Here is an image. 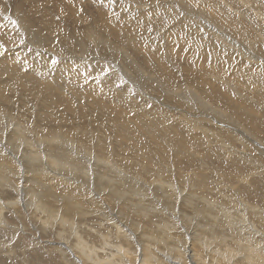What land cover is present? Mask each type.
<instances>
[{
  "label": "rangeland",
  "instance_id": "obj_1",
  "mask_svg": "<svg viewBox=\"0 0 264 264\" xmlns=\"http://www.w3.org/2000/svg\"><path fill=\"white\" fill-rule=\"evenodd\" d=\"M132 1L135 3H132ZM42 2H45V0L40 2L37 0L36 6ZM102 2V0H97V2L91 4L84 1L82 2L84 4L74 5L72 3V5L63 6L65 11L71 8V12L78 7L83 9L92 7L93 10L88 13L89 17L85 16L83 18L85 26L83 24L77 30V26L71 28V26L60 22L59 26H61L58 29L59 32L62 31L60 32V38L56 37L52 40L53 35L46 31V37H44L48 38L51 44L53 41L55 43H53L52 48L55 47L54 50L51 51L49 47L47 50L50 52L60 50L57 51L56 56L61 57L62 54L61 58L68 57V55L77 56L79 58H69H72L71 60L75 63L89 62L93 66L95 71L91 70L89 72L94 74L95 77L89 83L83 81L85 73L78 75L80 79L74 76V82L76 80L78 85L93 84L96 91L104 93V97L110 93L109 96L113 97L114 100H119V102L128 101L125 106L126 109H129L130 114L133 100L141 110L140 114H149L145 118H155L153 125H151V121L147 122L152 130L145 124L144 127H141L145 128V130L141 129L143 136L153 137V132H157L158 135H165V138H159V140L166 146L170 143L171 136H177L186 143L188 149L182 150L180 148L181 152L179 153H176L175 150H168L161 155L159 154L160 151H157L149 140L142 139L141 141H143L145 147H140V151H143L146 155L141 158L142 161L139 158V162L140 164H149L148 167L126 166V159L120 157L114 160V165L106 163L105 170H102L96 162L97 166L92 164L95 167L93 170L86 167L88 162L85 156L95 154L105 162H108V158L101 155V151L92 148L94 144L90 139L96 138L94 135L96 132H87L85 135L90 138L84 140L80 138L83 136L79 133L85 128L76 125L73 127L78 132L74 131L78 136L75 143L77 147L87 148V151L78 154L74 162L70 160L65 163L62 158L54 156L57 154L45 151L37 152L41 157H33L32 161L27 159L16 161V159L9 156V158L0 160V264H78L73 260L69 247L79 237L85 243L88 242L86 244L93 243L97 247L100 246L101 250L103 244H107V250L109 249L110 252L108 250L107 253L109 254L105 259L110 264H132L134 262L140 264L142 248L149 244L148 239L151 237V235H148L149 233H152L154 237L156 236V243L153 245L150 242L149 247L146 248V254L149 253L150 255L154 249L160 248L161 244L162 249L169 248V246L163 247L165 242L160 236L161 232L154 229L157 228L155 222H158V227H160L168 221L167 224L171 225L168 226L171 228L170 234L182 236L183 240L186 239L187 233L195 230L196 226L198 229L201 228L198 232L194 231L195 238L193 240L194 247L196 246L199 251L196 258L200 261V264H232L230 259L228 260L226 257L225 260L224 255H221L227 247L225 242L229 240L232 241V244L229 241L230 246L226 249L229 253H231V246L237 249L239 246H243L245 248L242 247L241 249L246 250L245 255L242 257L237 256L234 262L237 264H264V0H138L139 3L137 0H104ZM135 4L139 10L134 6ZM48 5L47 7H54L51 3ZM142 5L143 8L140 10ZM142 12L149 13L142 15ZM140 13L143 16L142 19ZM92 16H95L94 20H91L90 17ZM144 16L147 17L144 18ZM47 18V16H44L43 20H48ZM101 18L104 20H101ZM8 19L10 22L7 21ZM16 20V18L7 16L6 23L0 22V31L12 34V37H15L14 40L30 41L31 37L22 31V27ZM54 21H57V18H54ZM65 21L70 23L68 19H65ZM132 23L133 25H131ZM5 24L6 27H4ZM108 26L113 27V32L110 31ZM75 30L77 34H74L75 39H72L73 42L66 43L68 34L70 36V32H75ZM94 32L97 36L92 37ZM115 32H119L118 34L121 35L118 36L122 37L115 38ZM1 35L0 33V41L3 40ZM123 36L124 38L127 37L128 41L131 40L130 42L133 44H127L125 39H122ZM99 38L105 39L106 42H100ZM76 39L80 41L83 49ZM121 40L125 41L126 44ZM75 42H77V45ZM142 45L143 47H141ZM132 47L133 49H131ZM147 48L149 49L147 50ZM145 50H147V53ZM123 52L128 54L123 55ZM82 53L84 56H82ZM151 54H154L159 61L162 60L169 67L173 79L167 84L163 78L154 76L151 68L141 65L140 58L150 57ZM130 55V58L126 57ZM54 58L56 61L58 60L57 57ZM136 58H138V61ZM186 58L189 59L186 60ZM128 59H132L134 63ZM114 60L117 61L116 65ZM35 62L39 69H42V67L46 69L40 60ZM183 63H189L187 65L192 69L196 68L195 70H198L200 74L196 71L189 74L184 70L185 64ZM132 64L139 67L136 66L137 68H134L133 71ZM181 64H183V67ZM124 66H127V68L125 69ZM128 66L129 68L131 66L132 69H129ZM53 67L50 65V69ZM140 70L147 76L152 77V79H149L145 76L148 81H144L143 86L138 82L140 75L137 73ZM127 72H130V79L132 78L130 82L125 76ZM192 72L190 71V73ZM98 78L101 79L98 80ZM145 83L146 86H144ZM135 84H139L138 87L143 88L146 92L136 89ZM94 97L93 95L84 97L88 98L86 103L96 105L91 109L94 118L100 113L101 108L112 109L107 105H111L110 101H105L102 105L103 103H98L97 98ZM116 105L118 109L120 105ZM117 109L113 111L115 112ZM109 111L111 112V110ZM239 115L243 117L240 118ZM88 125L95 127L93 123ZM21 127L25 131L24 133ZM46 138L47 135L45 136L42 133L41 128L31 123L30 117H25L22 120L0 119V139L5 146L18 148L24 142H34L42 148H49V146L44 145ZM72 140L74 141V139ZM132 159L134 161L138 160L137 158ZM49 161H55V165H58L59 174L56 177H63L70 181L67 184L68 187L71 186L70 190L65 189L67 195L72 196L76 201L87 202L88 205L92 204L89 201L105 203L110 201L108 204L113 202L116 204L117 202L119 204L114 208L128 214L126 217L121 215V219L124 221H129L130 218L135 219L138 229L132 228L133 233L126 230L128 234V237H126L117 230L114 224L106 222V218L93 214L80 221L75 218L77 221H75V224L73 219L67 222L63 221V226H61L57 223L56 216H52V219L46 221L42 215L40 216V213L34 211L35 209L32 206L27 208L28 201L31 204L39 200L40 191H42L41 185H49L48 179H59L44 175ZM72 162L74 166L71 164ZM75 164L80 165L77 167ZM30 166H34L35 174L30 171ZM115 166H118L123 173L127 174L128 179L131 176L135 177L132 182L133 185H137L136 180L141 181L138 176L145 178L144 183L141 182L144 186L142 187L143 191L136 190V193H132L128 189L125 198L118 196L117 194L122 190H115L113 184L114 180L119 177ZM143 168L150 170V173L145 174ZM95 170L99 172L96 173ZM120 176L125 177L124 174ZM112 184L113 186H110ZM154 184H157L156 187ZM102 186L104 189L109 186L117 196L114 198L108 197V190H105L106 194H102ZM72 188L79 191L80 195L75 193ZM60 192H62L60 189L54 190L52 196L40 201H62L59 197ZM32 193H35L36 196L32 197ZM137 194L142 195V197L138 199ZM123 201L126 204L133 202L131 203L133 206L128 208V206H124ZM180 201H185L186 204ZM187 202L198 203L200 210L194 211ZM105 211V213L108 212ZM136 212L140 214H136ZM153 212L155 215L152 216ZM193 212H195L194 216L196 218H194ZM110 215H108V219L115 220V217ZM220 216L224 218H218ZM233 216L236 219H243L244 224L242 227L233 224L234 227H230V229H235L228 232V217L230 219ZM182 219L187 220L186 223L181 221ZM188 223L191 225L190 229H186L184 226ZM218 224H220V227ZM221 227H223V230H221ZM63 229L66 230L62 232V236L67 240H65L66 243L62 244V240L56 236V232L63 231ZM116 233L119 236L122 235L120 239ZM244 237H248L256 244H248V240ZM58 241L61 242L60 246ZM119 242L121 243L119 244ZM115 243H118L120 249ZM64 244L69 246L66 247ZM141 249L142 251H140ZM246 252L252 257L249 258L250 261L247 260ZM149 255H146L148 263H156L157 260L152 259ZM108 256L112 257L111 261ZM259 256L262 262H257Z\"/></svg>",
  "mask_w": 264,
  "mask_h": 264
},
{
  "label": "bare ground",
  "instance_id": "obj_2",
  "mask_svg": "<svg viewBox=\"0 0 264 264\" xmlns=\"http://www.w3.org/2000/svg\"><path fill=\"white\" fill-rule=\"evenodd\" d=\"M36 1L37 0H0V13L2 15V17L0 15V18H1L0 22L6 23L7 21H9V19L6 21V17L7 16H9V18H14V19L16 18L17 19L16 21L19 22L20 26L23 29L22 31L26 35L31 37L30 41L29 40L18 41V39L14 40L15 37H12V34L10 35V34L6 33L5 31L4 32L0 31V33L2 34L1 36L3 37V40L1 39L3 42L0 41V119H3V120H11V119L22 120V119H25V117H30L31 123L33 125H37L38 127H40L42 133L45 136L47 135V138L44 140V145L45 146L46 145L49 146L50 149L49 148H42V147L39 146L38 143H34V142H29V143L24 142L18 148H13L11 146H5L3 141L0 139V160H2L4 158L11 157L12 159H16V161L26 160V159L32 161L33 157H41V155L37 154V152H44L45 151V152H51V153L57 154V155H54V156H58V157L62 158L65 161V163L70 161V160L74 162V160H76L75 157H77L78 154H80V153H82L84 151H87V148L82 149L81 147H77V145L75 143V140H77L78 136L74 133L75 129L73 127L76 126V125H79L82 128H85V130H83L81 133H79V134H81V136H83V137H80V138H82L84 140H86V138L87 139L90 138V137H87L85 135V134H87V132L88 133L89 132L93 133V131L96 132V134H94L96 136V138H91L90 139L92 144H94V147H92V148L101 151V155H105L108 158V162H105L104 160L99 159L95 154H91L88 157L85 156L86 161L88 162V165L86 167H88L90 169H93V170L95 169V167L93 165L97 166L96 162L99 165V167H101L102 170H105L106 163H111V165H114V160L116 158H120V157H124L126 159V166H128V165L129 166L130 165H139V166H143V167H148L149 164H147V165L146 164H140V162H139V158L140 159L144 158L145 155H146V153H144L143 151H140V147L141 148L145 147L143 145V141H141L142 139L143 140H145V139L149 140L152 143V145L154 146V148H156L157 151H160L159 154H161V155H163L164 151H168V150H172V151L175 150L176 153L177 152L179 153V152H181L180 148L182 150L188 149V146L186 145V143H184L177 136H171L170 137V143L167 146L164 145V143L161 140H159V138H165L166 137L165 135H158L157 132H153V134H152L153 137H151V136H143L142 130L143 129L145 130V128H141V127H144V124H145V125H147L149 127L150 130H152V128L148 125L147 122L151 121L152 122L151 125H153V121H154L155 118H152V117L151 118L150 117H146L145 118V116H148L149 114H146V113L140 114L141 110L137 107V103L134 102L133 100H132V104H131V110H130L131 114H130L129 113V109H126V106H125V104H127L128 101L119 102V100H114L113 97L109 96L110 93H109L108 96L104 97L103 96L104 93L102 91H100V92L96 91L94 89L95 85H93V84L84 85V86L78 85V83H76V80L74 82V76L78 77L79 74H81V73L84 74L85 73V76L83 77V81L89 83V81L92 80L93 77H95L94 74H91V72H89V71L94 69L93 66H91V64H89V62L88 63H86V62L75 63L74 61L71 60L72 58H79L77 56L74 57V56H69L67 54L68 57L61 58L63 56V54H62V56L60 55L61 57L55 55L58 50L57 51L55 50L56 52L55 51L54 52H50V51L47 50V48L49 47V49L51 48V51H52V50L55 49V47H54V49H52L54 41L51 44V41L48 38H45L46 37V35H45L46 31H48L49 33H51L53 35V39L52 40H54V38L56 39V37H59L60 34H61L60 32H62V31L59 32V30H58L59 27L61 26V25L59 26L60 22H63L67 26H71V28H72V26L73 27L77 26L76 27V30H77V28H80L83 24H84L83 26H85V23L83 22V18L85 16L89 17L88 13L91 10H93L92 7L91 8L88 7V8H85V9H83L82 7L81 8L78 7L73 12H71L72 11L71 8H69L68 11H65L63 9V6H65L67 4H71L72 5V3L74 5H76V4H78V3L80 4V3L84 2V1H86V2L88 1L91 4H94L95 2H97V0H45V2H42L40 5H37V6H36ZM40 1L41 0H39V2ZM102 1L104 2V0H102ZM133 2L134 1H132V3ZM137 2H138V0H137ZM49 3H51L54 7H47V5ZM82 4H84V3H82ZM104 4H107V3H104ZM136 4L134 5L135 7H136ZM88 5H90V4L88 3ZM123 5H124V3H123ZM143 5H142V7H140V10H141V8H143ZM146 5H148V4H146ZM93 6H95V5H93ZM140 6H141V4H140ZM96 8H97V5H96ZM126 8H128V7H126ZM136 8L139 10L138 7H136ZM142 13H140V15L141 14L142 15H144V14L147 15L149 12L147 14L145 12H142ZM106 14H108V13H106ZM207 14H209V13H207ZM98 15H99V13H98ZM130 15H131V13H130ZM137 15H138V13H137ZM142 15H141V19L143 17ZM149 15H151V14H149ZM44 16H47L48 20L44 19L45 20L44 21L43 20ZM78 17H82V18H78ZM94 17L93 16L90 17L91 20ZM145 17H147V16H144V18ZM54 18H57V21H54ZM104 18H105V16H104ZM148 18H146V19H148ZM65 19L70 20V23H67L65 21ZM98 19H100V18H98ZM102 19L103 18H101V20ZM10 20L12 21V19H10ZM43 21H44V24H43ZM97 22H98V20H97ZM125 22H127V21H125ZM3 23H1V24L3 25ZM95 23H96V21H95ZM133 23H135V22L133 21ZM133 23L131 25H133ZM87 26H88V24H87ZM96 26H97V24H96ZM4 27H6V24H5ZM12 27H13V25H12ZM89 27H90V25H89ZM108 28L110 29L111 32H113V27L108 26ZM8 30H9V28H8ZM76 30H75V32L71 31L70 32V36L68 34L66 43H72L73 42L72 39H75L74 34L75 33L77 34ZM91 30H93V29L91 28ZM89 31H90V29H89ZM24 33H23V35H25ZM118 33L119 32H117V33L115 32L114 33V36H116L115 38H117V37H119L121 35V34L119 35ZM63 34H64V32H63ZM95 35H96V32L93 33L92 37H94ZM98 35H100V34H98ZM21 36L19 37L20 39H21ZM121 37H119V38H121ZM126 38H124V36H123L122 39H125L127 44H130V45L133 44L132 42H130L131 40L128 41ZM46 39H48V40H46ZM165 39H166V37H165ZM76 40L78 41V44L83 49V46L81 45L80 41L78 39H76ZM99 40H100V42H106V41H104L105 39L103 40L102 38H99ZM48 41H49V43H48ZM58 41H59V39H58ZM121 41H123V40H121ZM125 41H123L124 44H126ZM111 42H112V40H111ZM140 43H141V41H140ZM75 44L77 45V42H75ZM43 45H46V46L44 47ZM110 47H111V45H110ZM141 47H143V45ZM84 48H85V46H84ZM108 49H110V48H108ZM112 49H113V47H112ZM112 49H111V51H112ZM114 49H115V47H114ZM131 49H133V47ZM148 49L149 48H147V50ZM23 50H28V51H23ZM66 50H68V49H66ZM69 50H70V48H69ZM147 50H145L146 53H147ZM121 51H122V49H121ZM124 52H123V55H127L128 54V53L124 54ZM108 53H111V52H108ZM119 55H120V53H119ZM82 56H84L83 53H82ZM54 57H57L58 60L56 61V59ZM69 57H72V58L70 59ZM107 57H108V55H107ZM126 57L130 58L131 55L130 56H126ZM171 57H173V56H171ZM69 59H70V61H69ZM136 59L138 61V58H136ZM140 59L142 61V64L141 63H139V64H141L142 66H146V67L151 68L153 70L154 76H158V77L163 78L165 80L164 82H166V84H167V82H170L171 79H173L171 77V71H170L169 67H167L162 60L159 61L158 57L154 56V54H151L150 57L147 56L146 58L141 57ZM140 59H139V61H140ZM187 59H189V58H186V60ZM38 60H40L43 63V65L46 67V69H43V67H42V69H39V67H37L35 65V63H36L35 61H38ZM128 60H132V59H128ZM154 61H155V63H154ZM116 62L117 61H115V65H116ZM132 62H133V60H132ZM127 64H129V63H127ZM183 64H185V63H183ZM183 64H181L182 67H183ZM187 64H189V63H186L184 65V67H183L186 72H188L189 74H193L195 71L199 73L198 70H195L196 68L192 69ZM47 65H49V67H47ZM50 65H51V67L52 66H54V67L52 69H50ZM117 65H118V63H117ZM83 66H84V69H83ZM132 66H133V71H134V68H137L136 66H138V65L132 64ZM119 68H121V66H119ZM126 68H127V66L125 67V69ZM128 68H129V66H128ZM130 68H131V66H130ZM93 71H95V70H93ZM190 71H193V72L190 73ZM124 72H125V70H124ZM130 72H127V74H125V76H126V78H127V80L129 82L132 79V78L130 79ZM206 72H207V70H206ZM137 74L140 75V77L138 79V82L140 84H142V86H143L144 81L145 82L148 81V80H146V77H145L147 75L144 72H141V70ZM48 75H49V77H48ZM96 75H98V74H96ZM192 76H194V75H192ZM147 77L149 79H152V77H149V76H147ZM133 78H134V76H133ZM136 78H137V76H136ZM79 79H77V80H79ZM100 79L98 78V80H100ZM112 79H110V80H112ZM104 81L108 83V81H106V80H104ZM107 83H103V84H107ZM149 83H150V81H149ZM82 84H84V83H82ZM138 85L139 84L136 85V89H140V90L146 92V90H144L143 88L138 87ZM144 86H146V83H145ZM115 89H116V87H115ZM110 90H111V88H110ZM165 92H167V91H165ZM87 95L95 96L97 98L98 103H103L102 105H104L105 101H110L111 105H109V104H107V105L109 107H112V109H109V110H111V112L108 110V108H105V109L101 108L100 113L97 115L96 118H94L92 116V114H91V111H92L91 109H92V107H95L96 105H91L89 103H86V102H88L87 101L88 98L86 99L84 97H87ZM166 95H164V96H166ZM80 99H82V100H80ZM160 102H162V101H160ZM116 104L120 105L118 109H117V105ZM115 109H117V110L114 112L113 110H115ZM142 110H144V109H142ZM239 117L242 118L243 116L239 115ZM72 122H75V123H72ZM89 123H93L95 125V127H90L88 125ZM21 130H22L23 133L25 132L22 129V127H21ZM75 132L78 133L77 131H75ZM241 133H242V131H241ZM48 139H50L51 141H49ZM72 139H74V141ZM66 147H68V148H66ZM132 158H137L138 160L134 161V159H132ZM141 161H142V159H141ZM73 162L71 163L72 165H73ZM77 163H79V162H77ZM143 163H145V162H143ZM55 164H56L55 161H49V163L47 165V171H46V173L44 175L56 177L59 173H58V168H57L58 165L56 166ZM79 165L78 166L76 165V166L79 167ZM144 165H146V166H144ZM250 165H251V163H250ZM30 167H31L30 171L35 174L36 171L34 169V166H30ZM115 168H116V172L118 173L119 177L116 180H114L113 184L115 186V190H117V189L122 190V191H120L117 194L118 196H120L121 198H125L126 197L125 194H126L128 189L132 193L133 192L136 193V190H138L140 192L143 191L142 187H144V186H142V184L144 183L145 178H143L142 176H138L141 179V181L136 180L137 185H133L132 182L135 180V177L131 176L128 179L127 174L123 173L118 168V166H115ZM97 170H95V171H97ZM143 171L145 172V174H149L150 173V170H147L145 168H143ZM98 172L99 171H97L96 173H98ZM121 174H124V176H125V177H123L124 179L120 176ZM74 176L77 177V178H80L77 175H74ZM56 178H59V179H54V180L53 179H48V184L49 185H47V184L41 185L42 186V191H40L41 194L39 195V200L38 201H34V202L32 201L33 203H31V204H30V201H28L29 204H26L27 208L32 206L33 209H35L34 211H37L38 214L40 213V216L42 215V217H44L46 219V221H49V219L52 216H56L57 223H59L61 226H63L62 225L64 223L63 221L67 222V221L73 219V222L75 224L76 220L77 221L78 220L79 221L83 220L84 218H87V216L93 214V215H100V217L106 218L107 219L106 222H108V223L111 222L112 224H114V226H116L117 230H119V232L122 233V235L126 236V237H128V234L126 233V230H129L130 233H133L131 231V230H133L132 228H137L138 225L134 221L135 219L133 220L132 218H130L129 221H127V220L124 221V220L121 219V215L126 217L128 214H126L125 212L119 210L118 208H114L119 203L116 202V204H115L113 202L111 204H108V203H110V201H108V203L101 202V201H97V202L89 201V202H92V204L88 205L87 202L76 201L75 199H73L72 196L67 195L66 192H65V189L70 190L71 186L70 187L67 186V184L70 183V181L68 179H66V178H63V177L62 178L56 177ZM87 179H89V178H87ZM109 181L111 182V180H109ZM141 182H143V183H141ZM113 184L110 185V186H113ZM106 185H107V183H106ZM154 185L156 187L157 184H154ZM119 186H120V188H119ZM13 188L15 189V186ZM57 189H60L62 191V192L59 193V197L61 198L62 201H40V200H42V199H44L46 197L52 196L53 195V191L57 190ZM72 189L74 190L75 193L80 195L79 191H77L75 188H72ZM105 190H108V192H107L108 197L114 198V197L117 196L116 193L114 192V190L109 188V186L107 188H105V189H104L103 186L101 187V193L102 194H106ZM128 193L130 194V192H128ZM128 193H127V195H128ZM163 194H165V193L163 192ZM137 195L139 197L138 199H140L142 197V195H140V194H137ZM35 196H36V194L32 193V197H35ZM162 197H163V195H162ZM135 199H136V197H135ZM182 202L185 203V201H182ZM123 203H124V206H128V208L133 206V204H131L133 202L129 203L130 205L126 204V202H124V201H123ZM187 203L189 204V206L194 211L197 212L198 210H200V205L198 203L197 204L196 203H191V202H187ZM134 205H136V204H134ZM153 208H155V207H153ZM132 209H133V207H132ZM138 209H140V208H138ZM105 210H107L108 212L105 213L106 212ZM155 210H156V208H155ZM148 212H151V211H148ZM176 212H177V210H176ZM258 212L260 213V211H258ZM178 213H177V216H178ZM194 213L195 212H193V216H194ZM208 213H210V212H208ZM109 214L113 215L115 217V220L108 219L109 218V216H108ZM136 214H140V213L136 212ZM204 214H202V215L205 217ZM153 215H155L154 212L152 213V216ZM147 217H149V216H147ZM179 217H181V216H179ZM185 217H187V216H185ZM185 217H184V219H185ZM39 218H41V217H39ZM75 218H76V220H75ZM194 218H196V217L194 216ZM218 218L222 219L224 217L220 216ZM199 220H201V219H199ZM235 220H239V221H235ZM181 221L186 223L187 220H183L182 219ZM167 223H169V221L164 223V225H160V227H158V222H155V225L157 226V228H154V229L157 232L158 231L161 232L160 236L162 237L163 242H165V243L162 242L164 244L163 247L169 246V248L162 249V244L159 243V244H161L160 248H157L158 247L157 246L158 244H157L155 246L157 249H154V251H152V253H150V255H149V253L146 254V252H147L146 248L149 247L150 242L153 243V245H155L154 243H156V239H155L156 236L154 237V235L152 233H149V231H148V233H149L148 235H151V237L148 239L149 240L148 241L149 244L146 245L143 248L141 247L143 249V251H142V249L140 250V251H142L141 258H140V264H150V263H148L149 261H147L148 257L146 255H149L152 259L154 258V259L157 260L156 263L153 262L154 260L152 261L154 264H159V263L160 264H200V261H198L197 258H196V256L199 254V251L197 250L196 246L194 247L195 244H194L193 240L195 238L194 237L195 236V232L194 231L198 232L201 228L198 229V227L196 226L194 228L195 230L187 233L186 236H185L186 239L183 240L182 236H173L172 234H170L171 228L168 227V226H171V225H169ZM190 223L184 225L186 227V229H190L191 228V225H189ZM71 224H72V222H71ZM227 224H229V225H227V230L229 232L230 230L233 229V228L230 229V227H234L236 225L242 227V225L244 224V220L243 219H236V218H234V216L230 217V219L228 217ZM233 224H234V226H233ZM219 225L220 224H218V226ZM51 226H52V224H51ZM140 227H141V225H140ZM222 228L223 227H221V230H223ZM65 230L66 229H63V231H60V232H56V236H58L62 240L61 241L62 244L66 243L65 240H67L65 237L62 236V232H64ZM137 232H138V230H137ZM113 236H115V235H113ZM117 236H119V235L117 234ZM121 236H119V239H120ZM244 238L246 240H248V242H249L248 244H256V242H253L248 237H244ZM104 239H106V238L104 237ZM110 239H112V238L110 237ZM157 239H159V237H157ZM187 240H189V241H187ZM229 241L225 242V245L227 246L226 249L230 246L229 245L230 242L232 244V241H230V242ZM61 242L58 241V243H59L58 245L59 246H60ZM102 242H101V244H102ZM128 242H129V240H128ZM86 243H88V242H86ZM86 243L83 241V239H81V237L77 238V240L72 242V245H74V246L71 245V247H69V250H70L71 256L73 257L74 261L78 262V264H110V263H108V260H106L107 259L106 256H107V254H109V253H107L108 250H109V249L107 250V247H108L107 244H103V247H102V250H101L99 248L100 247L99 244H98L99 247H97L93 243L92 244L91 243L90 244H86ZM120 243L121 242H119V244ZM64 245H66V244H64ZM67 246H69V245H66V247ZM242 247L239 246V248L237 249L235 247L232 248V246H231V253H229L225 249L224 253L221 254V255H224L223 258L225 260H226V257H227L228 260L230 259L232 264H237L236 262H234V259L236 260L237 256H241L242 257V256L245 255V251L246 250L243 251L241 249ZM243 248H245V247H243ZM118 249H120L119 246H118ZM60 250H62V249H60ZM112 250H114V249H112ZM125 250H126V248H125ZM248 251H250V250H248ZM109 252H110V250H109ZM247 252H246V254L248 256L246 255V257H247V260L250 261L249 258H252V257L249 256V254ZM120 256H121V254H120ZM124 257H126V256H124ZM111 258L109 257L108 259L110 260ZM259 261L262 262L260 256L257 259V262H259ZM115 263H117V262L115 261ZM117 264H119V263H117ZM132 264H136V262H134Z\"/></svg>",
  "mask_w": 264,
  "mask_h": 264
}]
</instances>
